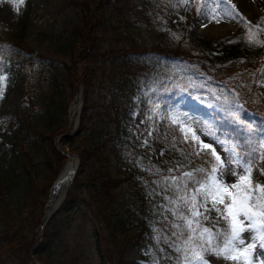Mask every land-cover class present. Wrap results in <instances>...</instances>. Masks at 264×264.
<instances>
[{"label": "rangeland", "instance_id": "obj_1", "mask_svg": "<svg viewBox=\"0 0 264 264\" xmlns=\"http://www.w3.org/2000/svg\"><path fill=\"white\" fill-rule=\"evenodd\" d=\"M226 2L230 8L235 6L244 18L243 21L237 17L221 18L218 23L208 22L197 12L202 0H191L189 4L180 6H176V0H23L22 3L21 0H0V58L5 63L4 75L9 78L7 87L3 90V99H0V159L3 158L5 150H9L10 140L19 144L21 142L20 137L24 130L19 126L20 118L29 117V122L39 132L44 130L43 136L38 134L36 140L45 144L44 150L48 151V146L52 148L48 151V158L33 155V159L46 160L45 166L49 168V172L35 181L38 184L37 202L31 218L29 215L24 216L23 207L17 209L19 211H13L16 214L13 227L4 217L0 218V237L11 234L15 228L18 229L21 235L28 238V246L32 243L29 253L26 255L25 251L13 246L16 249L0 255V264H114L115 256L111 262L103 253L106 247L103 240L99 245L96 242L94 227L97 223L91 219L95 216L90 207L89 195L95 178L101 172L107 173L118 165H124V155L132 150L130 140L120 142V138L109 136L114 132V125L119 121L121 127L122 120L124 121L123 117L119 118L121 111L128 110L133 115L141 98H145V105H142L145 110L156 113L158 109L160 113L167 112L170 117L179 114L193 129L201 130L197 135L205 143L209 142L211 133L218 134L216 130L219 124L223 131L218 135L237 140L234 132L238 129L232 122L230 113L236 109L237 103L240 104L238 100L226 98V105L222 106L206 93L192 94L179 87H173L175 89L172 90L164 87L161 79L152 83L150 78L153 76V69L149 67V62L153 60L149 57L151 53L134 52L130 54L129 60L123 62L119 58H110L113 56L110 55L96 64L93 63L94 76L90 78V87L87 89L89 97L85 98L86 117L81 124L79 120L76 121L70 137L59 141V134L68 124L67 119L64 121V104L69 99L68 110L74 94L78 92L82 96L84 87L77 78L64 81L59 76L57 84L51 78L70 62V51L74 45L79 44L78 30L83 24L82 9L89 4L94 10V16L86 23L83 31L87 32V25L92 23L95 43L101 49H142L157 43L172 46L179 43V49L202 55L198 46L188 41V33L191 32L196 37L209 39L212 49L215 48L214 53L219 55L222 54L221 48L230 46L235 52L233 58L257 53L264 46L258 42H246L245 33L250 28L264 29V0ZM204 24L207 26H202ZM11 30L17 33L11 35ZM261 36H264V31ZM13 41L19 42L22 47ZM23 47L27 50H22ZM230 59L232 58L221 61L227 63ZM10 64L21 66L13 70ZM260 69H264V63L256 74L257 95L256 103H252V106L259 113V117L263 118L256 125L264 128V84L260 83L264 81V74ZM78 70L77 66V75ZM63 74H66L65 70ZM41 101L47 105L42 106ZM139 106L141 107L140 104ZM243 113H247L246 119L254 122L248 111ZM66 115L68 118V112ZM220 115H225V118L217 121ZM49 122L52 125L47 130ZM12 132L14 135L11 136ZM118 136L123 137V134ZM25 141L26 139H22L20 145L26 146ZM192 141L194 148L201 149L196 141ZM143 144L144 138H141L140 145ZM56 147L65 153H57ZM79 151L89 154L86 166L88 175L85 177L87 184L79 186L78 190L85 200L79 197L72 208L55 212V231L51 247L42 251L41 236L50 218L41 220V215L43 209L49 205L48 203L45 206L44 203L48 200L51 178L54 171L58 172L70 155L77 157L76 153ZM217 151L220 149L217 148ZM38 152L42 153L41 148ZM258 166L264 167V162ZM36 170L39 174L44 166H38ZM43 189L46 190V195L42 194ZM41 200H44L42 207ZM37 208H41L40 213ZM36 249L41 251L38 250L33 255ZM141 253L133 244L127 243L122 246L118 264H153L145 261L140 256ZM207 258L211 264H231L212 255Z\"/></svg>", "mask_w": 264, "mask_h": 264}, {"label": "trees", "instance_id": "obj_2", "mask_svg": "<svg viewBox=\"0 0 264 264\" xmlns=\"http://www.w3.org/2000/svg\"><path fill=\"white\" fill-rule=\"evenodd\" d=\"M82 14L83 24L80 25L78 30L79 44L72 47L69 55L70 62L66 64L65 68H62L60 73L54 75L51 79H54L57 84L59 83V76L63 77L64 81L77 78L83 84V98L85 101V98L89 97L87 89L90 87V78L94 76L95 68L92 66L93 63L96 64L110 55H113L110 58H119L123 62L133 52L143 53L147 51H145L146 49H124L123 47L99 48L95 43V36L92 34L93 24L89 23L87 25L88 31H83L86 23L90 22V18L94 16V10L88 4L85 9H82ZM10 33L14 35L17 32L11 30ZM188 41H192L194 45H197L202 55H194L188 51L185 52V50L179 49L178 43L175 46L157 43L150 46L149 51L162 52L169 57L165 61H170L168 65L174 72L172 78L186 85L191 91L197 92L200 89H219L225 97H232L233 95L239 99L244 110H251L252 115L256 119L260 118L257 110L253 108L252 103L253 105L256 103L255 96L257 94L255 92L254 81L256 70L264 62V47L251 57L245 55V58L233 59L235 52L231 50V46L221 48L222 54L219 55L214 53L215 48L214 50L212 49L209 39L196 37L189 32ZM13 43L22 47L18 44L19 42L15 43L13 41ZM75 46L76 48L74 49ZM22 50L26 51L27 49L23 47ZM168 54L173 57L168 56ZM178 56H181V59H177L176 57ZM227 58H232V60L224 65L216 66L213 63L214 61H221ZM156 61H160V59H156L150 64L154 68H157ZM79 65L83 66L80 67ZM77 66L79 67V75L76 73ZM10 67L16 70L20 66L10 64ZM63 70L66 71V74H63ZM225 78L228 80L231 79L230 81L232 83L229 86L225 82L226 88L222 87V83L224 82H220L225 80ZM64 81L62 80V83ZM249 88L251 91H249ZM259 98L261 99V97ZM43 101H41V105H47ZM262 105H264V100L262 101ZM85 107L86 105H84L80 115L81 123H83L86 117L84 114ZM121 117L124 119V121L122 120L121 127L117 116L116 120L118 124L114 125V132L109 137H115V139L120 138V142L130 140L132 150L124 155L125 158L122 161V163L124 162L123 166L118 165L114 170L107 171V173L101 172L95 178V184L89 195L91 203H89L92 213L95 216L91 219L94 223H97L94 227L96 242L99 245L101 244V240H103L102 243L106 246L104 247L103 253L107 255L108 260H111V262L115 256L114 264L116 261V264L120 261L119 257L122 246L127 243H131L137 247L142 252L140 256L147 262L153 263L154 258H163L165 253L175 257L178 255L177 253L173 252L166 245L157 244L154 238L157 229L165 232L169 231L166 224L162 223L164 215H167L169 220H174L170 214L161 211L162 207L167 203L164 200V196H170L171 193L165 192L161 187H158L154 181L161 178L150 175L145 169L151 163L162 170L174 168L182 172L190 170L188 166L189 160L192 165L200 167V160L195 153H203L206 150H195L190 139L185 142L183 139L185 134L180 132L177 126L171 125L169 121L163 119V115L157 117L155 113H146L144 110L137 109L131 121L128 120L129 115L125 111H121L119 118L121 119ZM50 122L46 128L47 130L52 125ZM19 126L23 127L24 130V134L20 137V144L22 143V139H26L25 143L27 147L21 146L19 142L15 143L10 140L9 150H5L3 158L0 159V218L4 217L7 223L9 222V225H12L11 227L16 223V214L13 213L14 210L19 211L17 209L23 207L22 210L25 212L24 216L27 217L29 215L28 217L31 218L30 216H32L35 203L37 202L36 192L38 184L35 181L40 179L41 176L45 177L49 172V168L45 166L47 164L46 160L44 158L33 159V155L38 154L48 158V151L52 149L51 146H48V151L44 150L43 148H46L45 144L39 141L37 142L36 138L38 134L43 136L42 133L44 130L39 132L34 124L29 122V117L27 119L20 118ZM153 129V136L149 138V144L138 146L140 137L145 136L146 138L147 132ZM120 133L123 134V137L118 136ZM10 135L12 136L14 133L12 132ZM236 135L239 142L243 144V135L240 132ZM157 136H166L167 142L165 143L163 139L156 141ZM146 146L150 147V150H147ZM82 147L84 148V146ZM40 148L42 153L38 152ZM161 151H163V155L160 154ZM78 155L80 158L78 171L57 209L58 212L56 210L57 213L72 208L79 197L85 200L78 193V190L79 186H86L85 184H87L85 177L88 175V173L86 174V166L89 154L87 152L83 154L79 151ZM38 157L40 158V156ZM137 160L143 161V167L135 163ZM42 165L44 166V170L38 174V170L36 169ZM261 179H264V176ZM153 190H155V194H153ZM45 192L46 190L43 189L42 194ZM43 203L44 200H41V207ZM54 214L48 220L41 236L42 251H47L51 247L53 233L55 231ZM212 216L214 217L215 213H212ZM31 244L29 247L26 235H21L19 230L15 228L11 234L0 237V255L10 252L15 247L21 251H25L27 255ZM160 247H164L165 251L159 252L158 249ZM38 250L40 249H36L33 255H36ZM36 259L39 258L36 257ZM160 264H174V261L161 259Z\"/></svg>", "mask_w": 264, "mask_h": 264}, {"label": "snow or ice", "instance_id": "obj_3", "mask_svg": "<svg viewBox=\"0 0 264 264\" xmlns=\"http://www.w3.org/2000/svg\"><path fill=\"white\" fill-rule=\"evenodd\" d=\"M190 2L176 0V6ZM197 12L208 22L218 23L221 18L244 19L226 0H202ZM262 31L264 29L250 28L245 33L246 42L264 46ZM4 70L5 63L0 58V99H3L9 79ZM260 71L264 74V69ZM260 83L264 84V81ZM242 112L243 105L237 103L230 115L244 137L243 144L215 133H211L209 142L205 143L197 135L201 130L193 129L179 114L171 117L163 114V119L185 134V142L191 137L206 151L195 153L200 167L188 161L190 170H162L151 163L145 169L150 175L161 178L154 181L158 187L171 193L164 196L167 203L161 211L170 214L174 220L164 215L162 223L169 231L157 229L154 238L157 244L166 245L178 254L173 257L165 253L163 258H154L153 264H160L161 259L173 260L174 264H211L209 255L231 264H264V179H261L264 167L258 166L264 162V128L246 119L247 113ZM156 115H160L158 109ZM153 131L147 132L144 145L149 144ZM161 139L167 142L166 136L156 137V141ZM160 154L163 155V151ZM135 163L143 167L142 160ZM212 213H215L214 217ZM158 251L165 249L160 247Z\"/></svg>", "mask_w": 264, "mask_h": 264}, {"label": "bare ground", "instance_id": "obj_4", "mask_svg": "<svg viewBox=\"0 0 264 264\" xmlns=\"http://www.w3.org/2000/svg\"><path fill=\"white\" fill-rule=\"evenodd\" d=\"M77 109H78V101L75 98L71 101L70 106H69V119L71 120L70 121L71 125L75 124L74 117L77 112ZM73 165H74L73 159L68 158L65 164L62 166V168L58 172L57 178L50 188V195H49L50 202H49L48 207L45 209L44 215H47L49 211L54 206H56L61 200L63 196V192L67 186V183L71 178L72 171H73L72 169Z\"/></svg>", "mask_w": 264, "mask_h": 264}]
</instances>
